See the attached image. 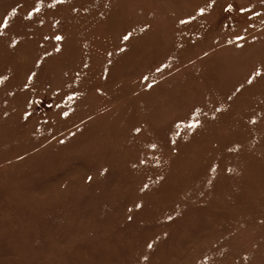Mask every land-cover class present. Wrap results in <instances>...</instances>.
<instances>
[{
	"label": "rangeland",
	"instance_id": "rangeland-1",
	"mask_svg": "<svg viewBox=\"0 0 264 264\" xmlns=\"http://www.w3.org/2000/svg\"><path fill=\"white\" fill-rule=\"evenodd\" d=\"M0 264H264V0H0Z\"/></svg>",
	"mask_w": 264,
	"mask_h": 264
},
{
	"label": "snow or ice",
	"instance_id": "snow-or-ice-1",
	"mask_svg": "<svg viewBox=\"0 0 264 264\" xmlns=\"http://www.w3.org/2000/svg\"><path fill=\"white\" fill-rule=\"evenodd\" d=\"M211 3L214 4V3H215V0H211ZM230 10H231V5L228 6V8L226 9V11H230ZM36 11L38 12V11H39V8H37ZM204 11H205L204 9H201V10H200V14L203 15ZM241 11H245V10L242 9ZM31 15H32V13H29L28 18H31ZM182 23H186V21H182ZM55 39L60 40V39H62V37L57 36V37H55ZM124 39L127 40L128 37L125 36ZM255 75H256V76H259L260 73L257 72ZM145 79H147V78H145ZM251 82H252V81L249 80V83H251ZM189 127H196V124L189 125ZM137 131H139V130L137 129ZM89 179H91V178H89ZM149 247H151V245H149Z\"/></svg>",
	"mask_w": 264,
	"mask_h": 264
}]
</instances>
